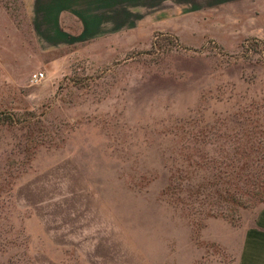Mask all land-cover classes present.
I'll list each match as a JSON object with an SVG mask.
<instances>
[{"label":"rangeland","instance_id":"rangeland-1","mask_svg":"<svg viewBox=\"0 0 264 264\" xmlns=\"http://www.w3.org/2000/svg\"><path fill=\"white\" fill-rule=\"evenodd\" d=\"M35 7L0 0V264H232L264 205V0Z\"/></svg>","mask_w":264,"mask_h":264},{"label":"crops","instance_id":"crops-1","mask_svg":"<svg viewBox=\"0 0 264 264\" xmlns=\"http://www.w3.org/2000/svg\"><path fill=\"white\" fill-rule=\"evenodd\" d=\"M25 1L30 7L36 4V15L49 21L54 19L55 25L64 23L81 27L124 25L127 8H141L143 0ZM232 264H264V205L256 213L253 223L243 231L238 254Z\"/></svg>","mask_w":264,"mask_h":264},{"label":"built area","instance_id":"built-area-1","mask_svg":"<svg viewBox=\"0 0 264 264\" xmlns=\"http://www.w3.org/2000/svg\"><path fill=\"white\" fill-rule=\"evenodd\" d=\"M44 77V73L42 71H37L32 74L31 80L34 82L40 81Z\"/></svg>","mask_w":264,"mask_h":264}]
</instances>
